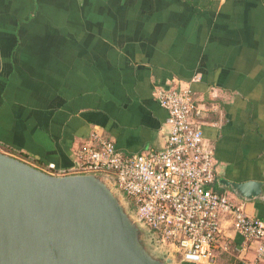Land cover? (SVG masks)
<instances>
[{
	"label": "crops",
	"instance_id": "1",
	"mask_svg": "<svg viewBox=\"0 0 264 264\" xmlns=\"http://www.w3.org/2000/svg\"><path fill=\"white\" fill-rule=\"evenodd\" d=\"M178 82L219 107L202 130L214 190L264 220V0H0V150L61 168L93 132L160 150L156 91ZM247 182L260 197L227 185ZM222 229L216 264H252L256 247Z\"/></svg>",
	"mask_w": 264,
	"mask_h": 264
},
{
	"label": "built area",
	"instance_id": "2",
	"mask_svg": "<svg viewBox=\"0 0 264 264\" xmlns=\"http://www.w3.org/2000/svg\"><path fill=\"white\" fill-rule=\"evenodd\" d=\"M156 100L168 114L166 144L160 150L126 154L93 132L76 149L74 164L68 168L10 156L54 177H111L137 218L183 263L216 264V251L227 250L221 244L222 228L230 221L246 245L256 247L252 264H259L264 257V220L214 190L217 161L202 130L219 107L181 82L157 89Z\"/></svg>",
	"mask_w": 264,
	"mask_h": 264
},
{
	"label": "water",
	"instance_id": "3",
	"mask_svg": "<svg viewBox=\"0 0 264 264\" xmlns=\"http://www.w3.org/2000/svg\"><path fill=\"white\" fill-rule=\"evenodd\" d=\"M242 198L258 182L230 184ZM0 264H178L106 175H48L0 152Z\"/></svg>",
	"mask_w": 264,
	"mask_h": 264
},
{
	"label": "trees",
	"instance_id": "4",
	"mask_svg": "<svg viewBox=\"0 0 264 264\" xmlns=\"http://www.w3.org/2000/svg\"><path fill=\"white\" fill-rule=\"evenodd\" d=\"M8 152H10V153H12V154H16L17 156H19V157H22V158H26V159H29V157H26V156H23V155H19V154H17V153H14V152H11V151H8ZM226 256H225V253L222 251V250H217L216 251V258H219L218 260L220 261V259L221 258H225Z\"/></svg>",
	"mask_w": 264,
	"mask_h": 264
},
{
	"label": "rangeland",
	"instance_id": "5",
	"mask_svg": "<svg viewBox=\"0 0 264 264\" xmlns=\"http://www.w3.org/2000/svg\"><path fill=\"white\" fill-rule=\"evenodd\" d=\"M2 151H4L5 153H4V152H2ZM8 151H9V150H6V151H5V150H3V149H1V150H0V152H1V153L7 154V155H9V156H10L12 153H10V152H8ZM12 155H14V154H12ZM179 261H180V260H179Z\"/></svg>",
	"mask_w": 264,
	"mask_h": 264
}]
</instances>
